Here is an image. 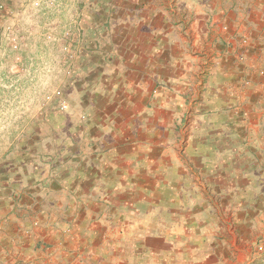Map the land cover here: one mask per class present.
I'll return each mask as SVG.
<instances>
[{
	"label": "crops",
	"instance_id": "0c3cea01",
	"mask_svg": "<svg viewBox=\"0 0 264 264\" xmlns=\"http://www.w3.org/2000/svg\"><path fill=\"white\" fill-rule=\"evenodd\" d=\"M99 4L106 90L0 156V264H264V0Z\"/></svg>",
	"mask_w": 264,
	"mask_h": 264
},
{
	"label": "rangeland",
	"instance_id": "374dc122",
	"mask_svg": "<svg viewBox=\"0 0 264 264\" xmlns=\"http://www.w3.org/2000/svg\"><path fill=\"white\" fill-rule=\"evenodd\" d=\"M98 1L105 3L0 0V156L9 145L16 146L25 131L42 130L46 122L50 126L45 114L63 106L62 101L74 89L82 99L83 66L97 63L93 65L95 77L88 78V85L95 87L98 94L106 90L100 87L101 63L96 52L100 48V31L104 30L99 29V22L106 5L87 7ZM83 51L88 52V58ZM80 77L79 83L68 84Z\"/></svg>",
	"mask_w": 264,
	"mask_h": 264
},
{
	"label": "built area",
	"instance_id": "2783aa9c",
	"mask_svg": "<svg viewBox=\"0 0 264 264\" xmlns=\"http://www.w3.org/2000/svg\"><path fill=\"white\" fill-rule=\"evenodd\" d=\"M247 6H248V7H251V3L249 2V3L247 4ZM248 84H249V81L246 82V85H248ZM61 107L64 108L65 106H61Z\"/></svg>",
	"mask_w": 264,
	"mask_h": 264
}]
</instances>
